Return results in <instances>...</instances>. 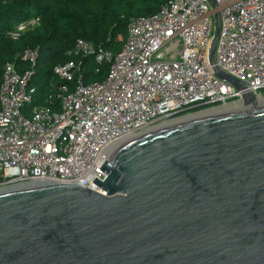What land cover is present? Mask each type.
Masks as SVG:
<instances>
[{"label":"water","instance_id":"95a60500","mask_svg":"<svg viewBox=\"0 0 264 264\" xmlns=\"http://www.w3.org/2000/svg\"><path fill=\"white\" fill-rule=\"evenodd\" d=\"M257 98L244 92L242 111L120 144L100 168L105 180L93 181L103 195L60 183L1 192L0 264H264V105Z\"/></svg>","mask_w":264,"mask_h":264},{"label":"built area","instance_id":"2783aa9c","mask_svg":"<svg viewBox=\"0 0 264 264\" xmlns=\"http://www.w3.org/2000/svg\"><path fill=\"white\" fill-rule=\"evenodd\" d=\"M39 22H19L6 36L17 39ZM37 56L25 51L27 67L2 69L0 190L60 183L103 195L93 181L105 180L100 168L120 144L187 115L241 106L244 92L264 99V0H167L129 19L116 52L79 38L42 97L33 84ZM213 67L247 88L218 79ZM199 107L208 108L181 116Z\"/></svg>","mask_w":264,"mask_h":264},{"label":"trees","instance_id":"16d2710c","mask_svg":"<svg viewBox=\"0 0 264 264\" xmlns=\"http://www.w3.org/2000/svg\"><path fill=\"white\" fill-rule=\"evenodd\" d=\"M166 1L0 0V79L7 63L24 69L27 66L21 55L37 50L33 84L37 87V97H42L51 89L53 67L66 60L64 53L75 40L81 38L116 52L124 42L129 19L152 15ZM34 17L40 22L21 33L19 38L6 36L17 23ZM103 77V73L92 75L91 81H100ZM205 108L208 107L192 109L181 116Z\"/></svg>","mask_w":264,"mask_h":264},{"label":"bare ground","instance_id":"6f19581e","mask_svg":"<svg viewBox=\"0 0 264 264\" xmlns=\"http://www.w3.org/2000/svg\"><path fill=\"white\" fill-rule=\"evenodd\" d=\"M257 103H258V105L263 106L264 105V99H262L261 97H258L257 98ZM242 110H244L243 106H234V107H224V108H220V109H213V110L201 112V113H198V114H195V115H189V117L184 118L183 120L170 122L169 124L163 126L162 128L173 126V125H177V124H181V123H184V122H187V121L197 120V119L206 118V117L219 116V115L229 114V113L242 111ZM162 128H159V129H162ZM136 137H139V136H136ZM136 137H134V138H136ZM134 138H132V139H134ZM22 187H26V186H22ZM11 189L12 188L0 190V193L8 191V190H11Z\"/></svg>","mask_w":264,"mask_h":264},{"label":"rangeland","instance_id":"374dc122","mask_svg":"<svg viewBox=\"0 0 264 264\" xmlns=\"http://www.w3.org/2000/svg\"><path fill=\"white\" fill-rule=\"evenodd\" d=\"M120 40H122V37H120ZM260 94H261L262 97H264V96H263V95H264L263 91H261ZM199 113H201V112H199ZM200 115H201V114H200ZM187 117H189V115L185 116V118H187ZM181 120H183V119H181Z\"/></svg>","mask_w":264,"mask_h":264}]
</instances>
